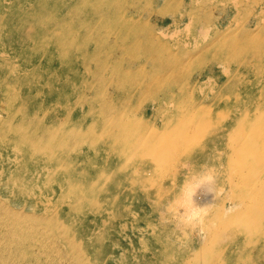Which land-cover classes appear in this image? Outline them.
<instances>
[{
	"label": "rangeland",
	"instance_id": "374dc122",
	"mask_svg": "<svg viewBox=\"0 0 264 264\" xmlns=\"http://www.w3.org/2000/svg\"><path fill=\"white\" fill-rule=\"evenodd\" d=\"M238 82L264 108V0H0V264L113 263L63 184L100 101Z\"/></svg>",
	"mask_w": 264,
	"mask_h": 264
},
{
	"label": "bare ground",
	"instance_id": "6f19581e",
	"mask_svg": "<svg viewBox=\"0 0 264 264\" xmlns=\"http://www.w3.org/2000/svg\"><path fill=\"white\" fill-rule=\"evenodd\" d=\"M158 85L100 101L84 136L94 155H82L94 166L63 170L76 176L65 178V193L93 214L87 245L112 264H264L263 106L242 97L239 82ZM63 154L79 159L67 148ZM202 166L217 170L224 196L197 191L195 205L207 210L205 239H188L172 209L189 169ZM229 202L239 208L225 218Z\"/></svg>",
	"mask_w": 264,
	"mask_h": 264
},
{
	"label": "clouds",
	"instance_id": "9594fccd",
	"mask_svg": "<svg viewBox=\"0 0 264 264\" xmlns=\"http://www.w3.org/2000/svg\"><path fill=\"white\" fill-rule=\"evenodd\" d=\"M218 180L219 176L215 168L202 166L199 169H189L178 200L172 209L176 230L182 237L190 239L194 233H198L202 240L205 239L203 224L207 210L196 206L194 197L200 189L214 194L218 199L223 197L224 189L219 185ZM238 208L239 204L229 202L223 209L224 217L232 216Z\"/></svg>",
	"mask_w": 264,
	"mask_h": 264
}]
</instances>
